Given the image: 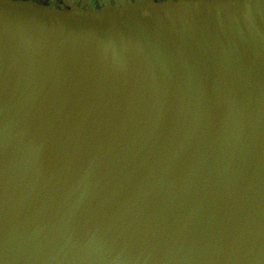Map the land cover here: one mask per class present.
Masks as SVG:
<instances>
[{
	"label": "water",
	"instance_id": "95a60500",
	"mask_svg": "<svg viewBox=\"0 0 264 264\" xmlns=\"http://www.w3.org/2000/svg\"><path fill=\"white\" fill-rule=\"evenodd\" d=\"M0 264H264V0H0Z\"/></svg>",
	"mask_w": 264,
	"mask_h": 264
}]
</instances>
